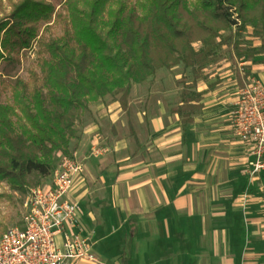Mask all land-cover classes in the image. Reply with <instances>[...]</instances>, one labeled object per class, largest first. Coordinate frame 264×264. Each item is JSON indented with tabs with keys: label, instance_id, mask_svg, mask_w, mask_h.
Here are the masks:
<instances>
[{
	"label": "trees",
	"instance_id": "trees-1",
	"mask_svg": "<svg viewBox=\"0 0 264 264\" xmlns=\"http://www.w3.org/2000/svg\"><path fill=\"white\" fill-rule=\"evenodd\" d=\"M196 1L223 31L233 28L234 13L242 21L240 29L251 25L260 43L237 42V54L246 61L261 57L258 62L264 64V0ZM4 2L0 0V99L1 79L12 78L21 53L36 46L37 69L30 70L27 81L15 78L11 101L0 104V184L24 194L31 176L39 178L37 186L53 176L57 153L72 157L75 124L92 103L121 94L127 108L132 86L154 79L161 68L182 64L191 69V82L187 77L176 81L182 87L181 105L172 113L184 126L192 124L204 107L198 84L208 80L206 70L218 61L217 49L230 39L220 35V28L206 27L209 37L199 40L188 24L180 29L182 0H140L135 6L129 0H66L62 10L50 0ZM257 7L258 19L250 15ZM56 22L62 32L50 40Z\"/></svg>",
	"mask_w": 264,
	"mask_h": 264
},
{
	"label": "crops",
	"instance_id": "crops-1",
	"mask_svg": "<svg viewBox=\"0 0 264 264\" xmlns=\"http://www.w3.org/2000/svg\"><path fill=\"white\" fill-rule=\"evenodd\" d=\"M230 64H220L216 75L208 71V80L198 84L204 107L188 126L172 113L181 105L182 87L164 90L153 84L144 125L139 123V130L128 120L136 150L116 152L118 160H130L120 166L118 178L106 185L103 177L104 185L91 193L86 173L77 181L74 201H86L91 194L98 198L89 217L99 219V230L90 233L94 246L105 252L94 251L100 264H264V171L254 180L246 174L238 179L233 168V126L227 125V116L236 101ZM242 65L264 81L263 63ZM124 139L119 136L118 150ZM246 147L245 171L253 158ZM80 216L84 223L85 214ZM110 222L111 230L106 227Z\"/></svg>",
	"mask_w": 264,
	"mask_h": 264
},
{
	"label": "rangeland",
	"instance_id": "rangeland-1",
	"mask_svg": "<svg viewBox=\"0 0 264 264\" xmlns=\"http://www.w3.org/2000/svg\"><path fill=\"white\" fill-rule=\"evenodd\" d=\"M66 0H50L51 3L57 8V10L64 9ZM132 6H135L137 2L140 0H129ZM6 5V0L4 2ZM181 25L180 29H182L184 24H188L191 26V35L194 39H202L208 38L209 33L206 31V27L212 28H221V24L219 21L215 20L213 16L209 13H205L201 10L198 2L196 0H182L181 5ZM138 13L139 9L137 8ZM261 9L257 7L250 15L259 18ZM10 12V7L7 6L5 13L8 14ZM3 18V14L0 12V19ZM53 28L52 31L48 33V39L52 40L57 36L61 35V25L60 23H52ZM220 35L228 37V43L223 47L217 49V62L211 64L207 70L210 71V75L217 74V68L220 64L224 62L231 63L230 69L233 70V77L230 80L229 84H231L232 91V103H234L238 96L239 92L242 91L243 80L246 82L254 76L251 72L248 71V66L242 65L243 63H248L244 58H240L237 54L236 43L237 42H253L254 46L259 45V41L253 38V28L251 25H247L245 28H239L238 30H234L233 28L228 31H221ZM221 39H219L220 41ZM196 50L201 48L200 42H196L193 46ZM247 47V46H245ZM154 51V50H152ZM177 57V54L171 57L170 61H173ZM20 65L17 70L12 75V78L5 79L3 77L1 80L4 81L2 86L3 94L0 99V104H7L11 101V90L10 86L13 85L14 79L19 77L25 81L29 78V72L31 69H37V62L35 58L32 56L30 52H22L20 55ZM261 57H256L253 61H260ZM181 77H187L188 81L191 82L193 80V76L191 73V69H186L182 64L178 67L170 70L167 68H161L156 77L154 79L148 80L144 84H134L131 88V91L128 96V111L123 108V95H117L114 97L108 96L101 102L92 103L90 109L83 113L81 119L76 122L74 133L72 135L71 140V152L72 158L78 160L84 167V171L86 173V188L89 189L90 193L94 190H97L98 186L104 185L102 182V178H106V185L112 184L113 179L118 178L117 174H120V166L124 163L129 162L130 160L120 161L118 160L117 151H123L124 153L129 154L132 151L136 150V146L133 141H135L130 133L128 132V120H132L133 124L139 128V123H142L141 126L144 125V121L147 117L146 115V106L148 102V93H150L151 86L157 83L158 89L164 90H176L180 88L177 86L176 81ZM210 76H208L209 78ZM219 83V82H218ZM218 85V84H217ZM241 90V91H240ZM176 103V102H173ZM233 104L228 107L229 114L227 116V122H229V126H232V112H233ZM107 115V116H106ZM95 127L94 130L89 131L91 128ZM232 141L234 143V157H233V168L238 173V179L241 175L245 174V158L247 157L248 148L246 145L241 143V141L236 137L234 129L232 128ZM143 132V128H141ZM124 136V145L118 150L117 141L119 136ZM143 138V137H142ZM129 140V141H128ZM132 143V145H131ZM131 145V146H130ZM61 153H57L55 156L56 164L59 161ZM4 156V153L0 149V159ZM89 164L91 165V170L93 173V178H90L89 174ZM110 176V177H108ZM235 177V179H236ZM52 178V177H51ZM51 178L47 181H44L42 185L49 183ZM30 189L28 192L19 193L13 192L9 189L6 183L0 184V232H6L8 229L18 227L21 225L23 221V207L22 204L25 198L29 195L32 189L39 187L37 183L39 182V178L35 175L30 178ZM41 186V185H40ZM243 195V194H242ZM242 195H238L236 197L237 201L241 199ZM90 199L79 202V208L82 213L85 214L84 224L88 228V232H97L99 226V219L96 220L97 216L89 217L91 209H95L97 205L94 203L97 201V196L88 195ZM245 196V195H244ZM235 210L239 211L240 206H238ZM240 216V215H239ZM241 217V216H240ZM243 218H239L238 222V230H241V222ZM102 226H105L102 225ZM114 225L110 222L106 225L107 229L111 230ZM102 227L101 229H103ZM195 234H197V228L195 226ZM2 236V234H1ZM0 236V237H1ZM93 240V237H91ZM197 247V244H194V248ZM93 250L95 252L99 251V253L104 254L101 245L94 246ZM109 260L111 258L107 257ZM111 264V263H110Z\"/></svg>",
	"mask_w": 264,
	"mask_h": 264
},
{
	"label": "built area",
	"instance_id": "built-area-1",
	"mask_svg": "<svg viewBox=\"0 0 264 264\" xmlns=\"http://www.w3.org/2000/svg\"><path fill=\"white\" fill-rule=\"evenodd\" d=\"M233 29L242 21L234 13ZM36 59V46L29 50ZM232 126L236 137L252 153L245 174L257 179L264 171V81L252 77L234 103ZM85 174L83 165L60 155L49 183L31 190L25 198L23 221L0 237V264L99 263L92 234L87 231L73 190ZM100 264V263H99Z\"/></svg>",
	"mask_w": 264,
	"mask_h": 264
}]
</instances>
